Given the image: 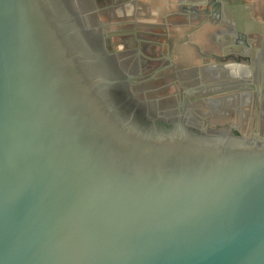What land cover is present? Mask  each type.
Here are the masks:
<instances>
[{
  "label": "water",
  "instance_id": "95a60500",
  "mask_svg": "<svg viewBox=\"0 0 264 264\" xmlns=\"http://www.w3.org/2000/svg\"><path fill=\"white\" fill-rule=\"evenodd\" d=\"M111 26L104 0H0V264H264V135L131 99Z\"/></svg>",
  "mask_w": 264,
  "mask_h": 264
},
{
  "label": "flooded vegetation",
  "instance_id": "af4514ba",
  "mask_svg": "<svg viewBox=\"0 0 264 264\" xmlns=\"http://www.w3.org/2000/svg\"><path fill=\"white\" fill-rule=\"evenodd\" d=\"M104 1L112 10L107 51L131 99L172 102L193 115L202 134L227 130L236 134L258 132L264 135V100L254 108L252 102L256 96H251L248 103L243 101L239 108L233 93H221L219 69L215 66L212 74L207 75L204 63L190 64L184 53V47L192 46L198 56L201 54L202 40L195 37L192 40L191 34L199 33L205 26L206 15L213 23L217 21L223 0H182L168 4L166 12L153 10L158 4L152 0ZM225 1L240 4V9L247 8L251 14L264 18V0H249L252 2L249 6L241 5L246 0ZM255 29H261V33L250 32L247 56L259 65L260 76H263L264 25L258 24ZM260 38L262 43L258 41ZM251 42L256 43L255 47ZM117 65L124 73L116 68ZM245 104L248 106L244 108ZM238 112L242 119L229 121L230 116Z\"/></svg>",
  "mask_w": 264,
  "mask_h": 264
},
{
  "label": "crops",
  "instance_id": "0c3cea01",
  "mask_svg": "<svg viewBox=\"0 0 264 264\" xmlns=\"http://www.w3.org/2000/svg\"><path fill=\"white\" fill-rule=\"evenodd\" d=\"M152 1L158 4L153 10L166 12L169 10L168 4L177 3L182 0ZM251 3V1L246 0L241 5L249 6ZM221 5L222 7L220 8L217 21L213 23L212 18L206 15L205 18L207 19V23L205 26L199 33L191 34L192 40H194L193 37L202 40L203 46L201 54L198 56L192 46H189L188 48L184 47L186 51L184 53L186 54V57L189 58L190 64L204 63V65H206L207 75H211V69L216 66L215 68L219 69L217 74L220 76L222 82L221 93H233L235 96L234 98L238 99L236 100L235 105L238 103L239 108H241L243 101L248 103L251 96L252 98L255 96L254 89L239 85V81L241 80L240 76H242L245 69L249 68L250 63L245 62L244 60L228 58L226 53L228 52L227 50L229 47H231V53H236V49L241 48V46H246V49L248 48L247 45H244L241 41L236 39L238 37V32L234 30V27L237 28L240 26L246 30L249 26L248 23L251 22V20L264 25V18H259L258 16L251 14V12L247 11V8L240 9L238 7L240 4H231L223 0ZM253 43L254 42H251V46L255 47L256 43ZM217 56L220 58L222 57V59H219ZM252 105L254 107V102H252ZM247 106L248 104H245L244 108ZM239 116H241V113L238 112L233 118L236 119Z\"/></svg>",
  "mask_w": 264,
  "mask_h": 264
},
{
  "label": "rangeland",
  "instance_id": "374dc122",
  "mask_svg": "<svg viewBox=\"0 0 264 264\" xmlns=\"http://www.w3.org/2000/svg\"><path fill=\"white\" fill-rule=\"evenodd\" d=\"M254 107H255V106H254ZM233 117H234V115H231V116H230L231 119H229V121H231L232 119H235V118H233ZM241 119H242L241 116H239V117L236 118L235 120H241Z\"/></svg>",
  "mask_w": 264,
  "mask_h": 264
}]
</instances>
